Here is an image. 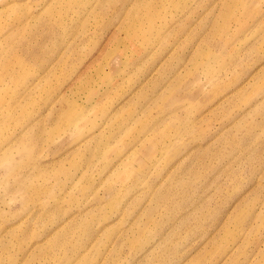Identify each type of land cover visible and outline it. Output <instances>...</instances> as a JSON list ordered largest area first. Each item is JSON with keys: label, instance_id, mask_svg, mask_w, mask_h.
I'll return each mask as SVG.
<instances>
[{"label": "rangeland", "instance_id": "374dc122", "mask_svg": "<svg viewBox=\"0 0 264 264\" xmlns=\"http://www.w3.org/2000/svg\"><path fill=\"white\" fill-rule=\"evenodd\" d=\"M0 264H264V0H0Z\"/></svg>", "mask_w": 264, "mask_h": 264}, {"label": "bare ground", "instance_id": "6f19581e", "mask_svg": "<svg viewBox=\"0 0 264 264\" xmlns=\"http://www.w3.org/2000/svg\"><path fill=\"white\" fill-rule=\"evenodd\" d=\"M70 6V5H69ZM86 13V12H85ZM120 30V29H119ZM24 43L22 44V47L24 48ZM66 48L69 50V52H72L73 50H74V48H75V44H69V46H66ZM67 49H65V51L62 53V52H56V55H60V57H59V60H58V62H57V64H56V66H51L50 68L49 67H46V63L45 62H42L40 65H39V70H43L44 71V75L42 76V77H40L39 79H38V81L40 82V81H42V80H44V79H46L51 73H52V71L59 65V63L62 61V57L65 55V53H66V51H68ZM25 54H27L28 56H29V53H28V51H27V49H26V51L22 54V55H25ZM26 56V55H25ZM88 70H89V65H86L85 67H84V70L83 71H81L78 75H77V77L76 78H80L83 74H85V75H87V72H88ZM79 80V79H78ZM77 85H82V83L81 82H77ZM73 86H74V84L73 85H71V86H69L68 88H67V90H65L64 91V94L66 93V92H70V93H72V90H73ZM109 89V88H108ZM59 91V93L58 94H60V93H62V90L61 89H59L58 90ZM108 94V93H107ZM106 95V94H105ZM60 98V97H59ZM62 98V97H61ZM106 102V101H105ZM64 103H66L67 104V102H66V100H63V99H60L59 100V104H58V106H59V108L57 109V114H56V116H58V114H60V112H62L61 111V105L62 104H64ZM125 106H126V104H124ZM128 105V104H127ZM100 106H101V104H100ZM117 112V111H116ZM115 112V113H116ZM114 116V115H113ZM112 116V117H113ZM149 125V124H148ZM149 143V142H148ZM135 154V153H134Z\"/></svg>", "mask_w": 264, "mask_h": 264}]
</instances>
